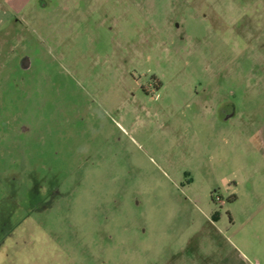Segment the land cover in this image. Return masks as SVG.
I'll use <instances>...</instances> for the list:
<instances>
[{
  "label": "rangeland",
  "instance_id": "374dc122",
  "mask_svg": "<svg viewBox=\"0 0 264 264\" xmlns=\"http://www.w3.org/2000/svg\"><path fill=\"white\" fill-rule=\"evenodd\" d=\"M263 209L264 0H0V264Z\"/></svg>",
  "mask_w": 264,
  "mask_h": 264
},
{
  "label": "crops",
  "instance_id": "0c3cea01",
  "mask_svg": "<svg viewBox=\"0 0 264 264\" xmlns=\"http://www.w3.org/2000/svg\"><path fill=\"white\" fill-rule=\"evenodd\" d=\"M222 117L224 123L232 120L231 116ZM233 139L223 137L222 143L229 145L234 142ZM256 214L248 212L239 218L230 213L228 226L218 211L206 213L203 222L210 225L211 230L200 227L192 230L161 228L156 237L150 235L149 252H146V247L142 248V242L135 240L133 244H128V241H123L120 243L119 264L124 261L136 264L146 255H149L147 264H152L151 257L153 260L166 258L163 264H264V214ZM237 223L241 224V229L236 232L221 227L225 224L232 229ZM164 235L167 237L164 238Z\"/></svg>",
  "mask_w": 264,
  "mask_h": 264
},
{
  "label": "flooded vegetation",
  "instance_id": "af4514ba",
  "mask_svg": "<svg viewBox=\"0 0 264 264\" xmlns=\"http://www.w3.org/2000/svg\"><path fill=\"white\" fill-rule=\"evenodd\" d=\"M56 193V191H53V189L51 190V192L49 193V198H52L53 195ZM48 195V194H47ZM30 211H33V209H31ZM13 231H10L8 233H5L6 237H8L9 235L12 234Z\"/></svg>",
  "mask_w": 264,
  "mask_h": 264
}]
</instances>
